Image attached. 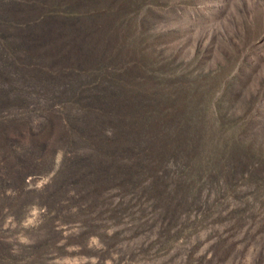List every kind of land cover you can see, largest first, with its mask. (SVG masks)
<instances>
[{
	"label": "rangeland",
	"instance_id": "1",
	"mask_svg": "<svg viewBox=\"0 0 264 264\" xmlns=\"http://www.w3.org/2000/svg\"><path fill=\"white\" fill-rule=\"evenodd\" d=\"M108 3L180 146L170 200L140 196L149 179L92 209L79 189L48 198L73 151L36 146L66 107L28 95L0 107V264H264V0Z\"/></svg>",
	"mask_w": 264,
	"mask_h": 264
},
{
	"label": "trees",
	"instance_id": "2",
	"mask_svg": "<svg viewBox=\"0 0 264 264\" xmlns=\"http://www.w3.org/2000/svg\"><path fill=\"white\" fill-rule=\"evenodd\" d=\"M110 6L108 0H0V82L11 85L0 90V107L27 104L28 95L66 107L45 123L50 141L39 147L33 141L39 154L63 145L73 151L48 198L79 189V200L92 209L107 190L133 191L149 179L139 194L160 204L170 200L165 165L180 146L168 137L167 110L136 75L139 64L123 61L118 14Z\"/></svg>",
	"mask_w": 264,
	"mask_h": 264
},
{
	"label": "bare ground",
	"instance_id": "3",
	"mask_svg": "<svg viewBox=\"0 0 264 264\" xmlns=\"http://www.w3.org/2000/svg\"><path fill=\"white\" fill-rule=\"evenodd\" d=\"M4 68V67H3Z\"/></svg>",
	"mask_w": 264,
	"mask_h": 264
}]
</instances>
